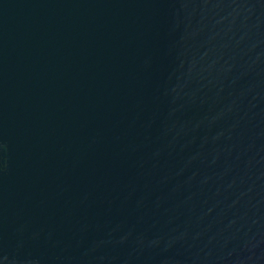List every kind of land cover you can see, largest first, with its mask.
Segmentation results:
<instances>
[{
	"label": "water",
	"instance_id": "water-1",
	"mask_svg": "<svg viewBox=\"0 0 264 264\" xmlns=\"http://www.w3.org/2000/svg\"><path fill=\"white\" fill-rule=\"evenodd\" d=\"M0 264H264V0H0Z\"/></svg>",
	"mask_w": 264,
	"mask_h": 264
}]
</instances>
